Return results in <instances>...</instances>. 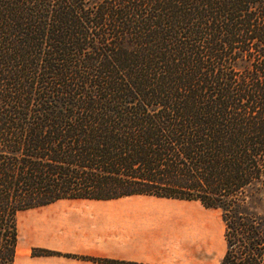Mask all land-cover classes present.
Returning <instances> with one entry per match:
<instances>
[{"label": "trees", "instance_id": "obj_1", "mask_svg": "<svg viewBox=\"0 0 264 264\" xmlns=\"http://www.w3.org/2000/svg\"><path fill=\"white\" fill-rule=\"evenodd\" d=\"M263 193L264 0H0V264L20 212L136 195L264 264Z\"/></svg>", "mask_w": 264, "mask_h": 264}, {"label": "crops", "instance_id": "obj_2", "mask_svg": "<svg viewBox=\"0 0 264 264\" xmlns=\"http://www.w3.org/2000/svg\"><path fill=\"white\" fill-rule=\"evenodd\" d=\"M192 203L136 195L59 200L20 212L13 264H219L224 225L214 232L205 214L213 209L192 211Z\"/></svg>", "mask_w": 264, "mask_h": 264}, {"label": "rangeland", "instance_id": "obj_3", "mask_svg": "<svg viewBox=\"0 0 264 264\" xmlns=\"http://www.w3.org/2000/svg\"><path fill=\"white\" fill-rule=\"evenodd\" d=\"M254 207L256 208L257 212L264 215V193H263L262 199L260 201L256 202ZM201 208H202V206H200V204L192 203V211H194L195 209H201ZM205 214H206L207 218H209L211 220L213 231L215 232V228H216L217 223L218 222L222 223L220 211L219 210H208L205 212ZM22 216L20 214H18V221H17L18 227L21 224ZM213 252L216 253L215 242L213 245Z\"/></svg>", "mask_w": 264, "mask_h": 264}]
</instances>
